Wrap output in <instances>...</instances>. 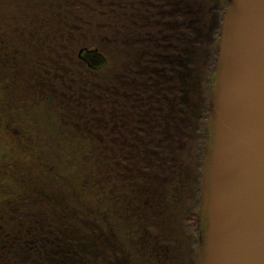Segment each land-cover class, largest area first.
<instances>
[{
  "label": "trees",
  "instance_id": "trees-1",
  "mask_svg": "<svg viewBox=\"0 0 264 264\" xmlns=\"http://www.w3.org/2000/svg\"><path fill=\"white\" fill-rule=\"evenodd\" d=\"M212 5L0 0V264H110L114 251L122 264H197L227 0ZM129 95L161 122V169L159 133H132L126 177L110 178L109 115Z\"/></svg>",
  "mask_w": 264,
  "mask_h": 264
},
{
  "label": "water",
  "instance_id": "water-1",
  "mask_svg": "<svg viewBox=\"0 0 264 264\" xmlns=\"http://www.w3.org/2000/svg\"><path fill=\"white\" fill-rule=\"evenodd\" d=\"M209 129L198 264H264V0L227 2Z\"/></svg>",
  "mask_w": 264,
  "mask_h": 264
},
{
  "label": "flooded vegetation",
  "instance_id": "flooded-vegetation-1",
  "mask_svg": "<svg viewBox=\"0 0 264 264\" xmlns=\"http://www.w3.org/2000/svg\"><path fill=\"white\" fill-rule=\"evenodd\" d=\"M218 6L221 8V0H213V5H212L211 10H215L216 8H218ZM211 12H213V11H211ZM220 25H221V22L217 20L215 23V26L219 27ZM221 33H222V28L220 31V37H221ZM209 42H210V39H209L208 43ZM84 49H87V48H84ZM80 51H81V49L78 52V58L81 59ZM203 79H205V78L202 76L200 78V82ZM208 80H209V76H208ZM178 81H179L178 77L172 79L171 92H172V97L176 98V99H177V93L175 92V90L179 87ZM115 99H116L115 102L118 101V102L123 103L122 106H120V104L116 103L117 106L119 105L117 108L121 109L123 111H120L118 114L113 113L112 116L109 115V118H110L109 123H111V124H110V126L107 127V129H108V133H111L110 135L112 137L111 147H112V159H113V168H114L110 178H124V177H126L125 172L128 169V167H127L128 164L130 163V155H131L130 151H131V147H132V143H131L132 133L137 134L140 132V133H143L144 135H146L148 132L152 133V134H158L159 133V143L156 144V146L159 147V169H161L162 154L164 153L162 151V148L164 147V145L162 144L163 139L161 138V136H163L162 127L159 128V124H161V122H159L158 118H153V117L149 116L147 113L146 101L148 98L147 97H140L141 102L139 105H138L137 99H134L133 102L130 101L131 95L124 96L123 99H121L119 97L115 98ZM50 101H51L50 99H47L48 103ZM173 105L176 107L177 102H174ZM177 118H178L177 111L174 109L173 110V119H172L174 123L177 122ZM209 143H210V140H209ZM209 143H208L207 148H206L205 160L207 157V150L209 148ZM140 147L145 148L146 144L141 143ZM165 147L166 148H172V155L173 156L178 155L179 140H178V133L177 132H175V142L171 145L167 144ZM128 150H129V153H127ZM120 158L125 160V164L123 167H121L118 163ZM204 165H205V161H204ZM144 178H147V177H144ZM160 178H162V175H159V179ZM204 228H205V224H204V221L202 219L200 236H199V240H198V259H197V261L199 260L201 249L203 248V240H204L203 231H204ZM113 254L115 257L113 258V260L110 264H122L123 258H124V262L128 263V261L130 259L129 255L125 256V255H123L122 252L118 253L117 257H116L115 251Z\"/></svg>",
  "mask_w": 264,
  "mask_h": 264
},
{
  "label": "rangeland",
  "instance_id": "rangeland-1",
  "mask_svg": "<svg viewBox=\"0 0 264 264\" xmlns=\"http://www.w3.org/2000/svg\"><path fill=\"white\" fill-rule=\"evenodd\" d=\"M222 24H223V22H222ZM219 47H220V45H219ZM90 61H91L92 65L95 67L101 66L103 64V60H100L99 58H92L91 57ZM217 62H218V58H217Z\"/></svg>",
  "mask_w": 264,
  "mask_h": 264
}]
</instances>
